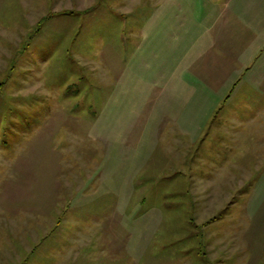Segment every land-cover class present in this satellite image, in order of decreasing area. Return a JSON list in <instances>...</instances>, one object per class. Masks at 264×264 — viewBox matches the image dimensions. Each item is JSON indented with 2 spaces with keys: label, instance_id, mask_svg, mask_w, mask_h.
Segmentation results:
<instances>
[{
  "label": "rangeland",
  "instance_id": "1",
  "mask_svg": "<svg viewBox=\"0 0 264 264\" xmlns=\"http://www.w3.org/2000/svg\"><path fill=\"white\" fill-rule=\"evenodd\" d=\"M185 1L0 0V264H264V0Z\"/></svg>",
  "mask_w": 264,
  "mask_h": 264
},
{
  "label": "crops",
  "instance_id": "2",
  "mask_svg": "<svg viewBox=\"0 0 264 264\" xmlns=\"http://www.w3.org/2000/svg\"><path fill=\"white\" fill-rule=\"evenodd\" d=\"M185 2H187V4L189 3V6H190L191 10L189 12H187V13L186 12H184V13L181 12L182 14L180 13V18H183V17L184 18H190V19L194 20L195 22L196 21L199 22L198 20H203L205 18L206 15L204 13H206L205 12L206 8H208V6H207L208 2L206 0H187ZM172 12L174 13V11H172ZM177 14L176 13L175 14H171L170 13V16L167 15V14H165V15L161 14V17H158V19L171 18L173 20V19H176L177 17H179ZM200 25H201V27L202 26L203 27L206 26V24H204V23L203 24L201 23ZM200 25H198V27H200ZM161 26H162V23H161ZM175 26L177 27V23L176 22L175 23L172 22V25H171L170 29H174ZM173 32H174V30H173ZM169 34L174 37V35H177V32L175 34H173V33H169ZM171 43H173V42H171ZM191 81L194 82L196 80L194 78H192Z\"/></svg>",
  "mask_w": 264,
  "mask_h": 264
}]
</instances>
